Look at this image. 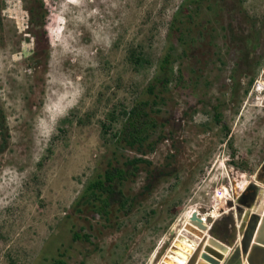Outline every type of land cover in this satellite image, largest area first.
<instances>
[{
	"label": "rangeland",
	"instance_id": "1",
	"mask_svg": "<svg viewBox=\"0 0 264 264\" xmlns=\"http://www.w3.org/2000/svg\"><path fill=\"white\" fill-rule=\"evenodd\" d=\"M167 53L162 137L122 147ZM0 119V264H160L179 234L186 264H216L191 217L221 218L217 190L236 203L264 165V0H0ZM110 164L130 172L105 215L87 188Z\"/></svg>",
	"mask_w": 264,
	"mask_h": 264
},
{
	"label": "trees",
	"instance_id": "2",
	"mask_svg": "<svg viewBox=\"0 0 264 264\" xmlns=\"http://www.w3.org/2000/svg\"><path fill=\"white\" fill-rule=\"evenodd\" d=\"M175 24L172 26L174 27ZM172 27V28H173ZM181 32V29L177 30ZM134 63L141 65L145 62V59L136 58ZM160 71L165 74L164 78H157L154 82L149 85L147 89V95L149 98H142L137 101L129 111H125L123 116L125 117L122 128L119 132L118 144L122 147L135 150L139 153L146 151H152L155 145L162 136L157 138V141L151 140V137L156 133L159 128V122L156 118V114L159 112L158 109H154L160 104L162 100L161 95L166 86L171 82V76L173 73V59L170 53H167L160 61ZM4 119V117H3ZM114 119V118H112ZM2 120L0 119V127L2 128ZM146 150V151H144ZM148 163L144 158H134L126 162V166H132L133 171L136 172L139 169V164ZM129 169L120 168L110 164L104 172L98 174L95 181H93L87 188L90 197L97 202H100V206L96 208L100 214H108L107 208L110 206L111 195L115 193V185L122 183L128 178ZM132 174H135V173ZM106 196V197H104ZM82 238L80 235H74V239L78 240ZM86 238H90L86 236ZM57 264H68L65 261L58 260Z\"/></svg>",
	"mask_w": 264,
	"mask_h": 264
},
{
	"label": "bare ground",
	"instance_id": "3",
	"mask_svg": "<svg viewBox=\"0 0 264 264\" xmlns=\"http://www.w3.org/2000/svg\"><path fill=\"white\" fill-rule=\"evenodd\" d=\"M256 181V184H258L259 186H264V165L260 169ZM244 187L245 183H242L240 185L241 191L244 189ZM249 193L251 194L249 195ZM230 194V191L226 187L219 188L216 193V196L221 199V205H216L215 208L218 209L220 213H223V217L221 216L220 218L219 216H217L213 219V217L209 215L207 218V222H203L205 225L204 228H200L199 225H197L196 223L195 224L200 229L207 231L210 235L211 233L209 231L215 232L212 233L213 237L211 235V241H215V244L218 245L217 250L220 248V246H223L222 253L218 255L216 264H246L249 253L255 242L256 234L260 229L263 221L262 219L264 218V187L252 185L250 189H247L244 193H241L240 197L243 195L247 197L248 203L247 206H243V209H239V206L242 207V205L238 201H236V203L232 202V205H229L228 196H230ZM240 197H238V200L240 199ZM226 204L228 205V208L226 207ZM224 208L225 210H223ZM226 210L231 211L234 219H236L237 221L234 229L231 225H229L230 221L227 219V215L225 216ZM207 214L200 212L199 215ZM256 216L259 217L260 223L258 230L256 232L254 231L252 235L251 223ZM209 219L211 220L210 222ZM221 235H223L224 240L219 238L221 237ZM187 236H189V234H187ZM227 242H229L230 244H228ZM184 243L193 246L191 242H186V240L182 236L181 240L178 239V242H176V244L174 241L173 244H175V250L171 249L170 255L165 257L160 264H186L185 258H189L192 252L190 251V248H188ZM200 246H202V244H200ZM209 251L211 250L209 249ZM215 254L217 253L215 252ZM199 257L200 252L197 250L188 264H197ZM205 257L207 259H210V257H208L207 255ZM178 261H180V263Z\"/></svg>",
	"mask_w": 264,
	"mask_h": 264
},
{
	"label": "water",
	"instance_id": "4",
	"mask_svg": "<svg viewBox=\"0 0 264 264\" xmlns=\"http://www.w3.org/2000/svg\"><path fill=\"white\" fill-rule=\"evenodd\" d=\"M241 205H242V207L241 206H239V209H243V206H247L248 205V203H247V197H245L244 195L243 196H241L240 197V199L239 200H237ZM232 202L233 203H235L234 201H230L229 200V205H232ZM227 217V219L230 221L229 223V225H231L232 227H233V229L235 228V226H236V223H237V221H236V219H234V217H233V215H232V213H231V211H230V213H229V215L228 216H226ZM260 219H259V217H255L254 219H253V222L251 223V234L253 235V233H254V231L256 232L257 230H258V227H259V223H260V221H259ZM263 221H262V224H261V227H260V229H259V231L262 233V236H259L258 238H257V244H255L254 246H253V248H252V250H251V254H250V256L253 254V252H254V249L256 248V246H259V244H261V246L264 248V218L262 219ZM191 221L192 222H194V223H196L197 225H199V227L200 228H204L205 227V225H204V223H203V219L200 217V215H199V213H193V215H192V217H191ZM211 220L209 219V222H210ZM223 221V220H222ZM210 233H211V235H212V233H215L214 231H209ZM251 235V236H252ZM212 237H213V235H212ZM181 238H182V235H179L178 236V239H180L181 240ZM220 239H223L224 240V237H223V235H221V237H219ZM211 240V239H210ZM175 242H178V240H175ZM211 242H213V241H211ZM224 242H226V241H224ZM228 244H230L229 242H227ZM259 243V244H258ZM207 249V248H206ZM168 255H170V252L168 253ZM172 256V255H171ZM205 256V254H203V257ZM258 259L260 258V262H261V260L262 259H264V254H261L259 257H257ZM263 261V260H262ZM162 264H164V263H162ZM239 264V263H238Z\"/></svg>",
	"mask_w": 264,
	"mask_h": 264
},
{
	"label": "flooded vegetation",
	"instance_id": "5",
	"mask_svg": "<svg viewBox=\"0 0 264 264\" xmlns=\"http://www.w3.org/2000/svg\"><path fill=\"white\" fill-rule=\"evenodd\" d=\"M256 185V184H255ZM258 187H264V186H259V185H257ZM251 193H249V195H250ZM259 231V230H258Z\"/></svg>",
	"mask_w": 264,
	"mask_h": 264
}]
</instances>
